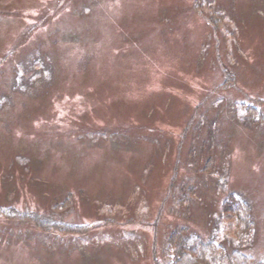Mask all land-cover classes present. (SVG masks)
Instances as JSON below:
<instances>
[{
    "label": "rangeland",
    "instance_id": "obj_1",
    "mask_svg": "<svg viewBox=\"0 0 264 264\" xmlns=\"http://www.w3.org/2000/svg\"><path fill=\"white\" fill-rule=\"evenodd\" d=\"M177 229L264 263V0H0V264H155Z\"/></svg>",
    "mask_w": 264,
    "mask_h": 264
},
{
    "label": "trees",
    "instance_id": "obj_2",
    "mask_svg": "<svg viewBox=\"0 0 264 264\" xmlns=\"http://www.w3.org/2000/svg\"><path fill=\"white\" fill-rule=\"evenodd\" d=\"M41 66L49 68L46 60L39 56ZM225 190V187H223ZM222 219L232 224L234 240L244 245L252 237V215L250 206L235 193H228L221 207ZM24 220L33 221L38 227H50L48 222L41 223L35 215H20ZM65 232H76L74 226L64 224ZM250 257L237 251L229 252L215 241H204L198 236L186 234L185 229L173 231L166 239L163 257L155 264H248ZM264 264V263H261Z\"/></svg>",
    "mask_w": 264,
    "mask_h": 264
}]
</instances>
